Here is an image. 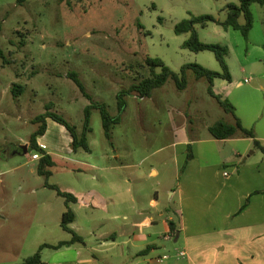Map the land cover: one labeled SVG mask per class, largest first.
<instances>
[{
	"label": "rangeland",
	"instance_id": "obj_1",
	"mask_svg": "<svg viewBox=\"0 0 264 264\" xmlns=\"http://www.w3.org/2000/svg\"><path fill=\"white\" fill-rule=\"evenodd\" d=\"M232 3L239 0H27L22 5L18 0H0V213L11 218L3 231L0 227L2 264H19L42 244H56L69 236L61 227V217L47 211L49 203L54 209L64 199L46 183L75 193L84 186H107L108 176L115 172L110 185L123 184V177L130 173L133 194L145 193V198L137 197L142 207L155 192L157 179L147 180L151 165L161 171L159 180L175 175V126L208 135L207 126L220 120L234 123L233 115L209 93V82L197 79L192 71L184 90L170 79L149 98L128 92L151 76L147 58H159L176 72L187 64L221 71L213 52L184 48L190 34L175 32L176 25L192 15L214 16L217 22L196 26L198 37L229 51L232 80L216 79L215 94L233 103L236 115L246 123L264 109V4L251 6L252 28L244 35L219 23L227 19L226 7ZM239 23L245 24L244 16ZM69 74L79 78L86 96ZM16 86L21 87L19 94L13 93ZM223 86L232 89L229 96ZM121 91H126L122 114ZM91 104L106 106L111 116L121 115L111 139L104 133L96 107L90 109L89 152H74L67 129L47 118L46 132L37 141L46 144L55 165L50 177L39 175L40 159L33 161L31 156L41 153L30 146L31 136L40 127L36 118L50 108L82 133L85 110ZM257 121L262 134L264 119ZM87 162L115 170H99L105 177L93 179L97 170L83 165ZM164 195L161 192L163 199ZM76 211L81 233L90 239L92 228L83 217L84 209L76 207ZM112 227L107 224V229Z\"/></svg>",
	"mask_w": 264,
	"mask_h": 264
},
{
	"label": "crops",
	"instance_id": "obj_2",
	"mask_svg": "<svg viewBox=\"0 0 264 264\" xmlns=\"http://www.w3.org/2000/svg\"><path fill=\"white\" fill-rule=\"evenodd\" d=\"M222 88L226 96L232 92L228 86ZM208 112L206 109L205 114ZM239 118L264 146V129L262 134L257 131L264 109L255 112L249 123L240 114ZM174 137L172 145L178 155L175 175L159 180L161 171L150 166L147 180L157 182L153 200L146 205L138 206L137 197L145 198V193L133 194L130 173L127 179L123 177V184L110 185L115 172L108 176L105 187L69 191L78 198L70 205L75 213L71 228L84 243L46 248L42 260L46 264H264V153L252 138L240 134L216 139L210 130L208 135L198 129L191 134L182 125L175 126ZM188 145L193 158L184 167ZM251 149L254 151L249 153ZM47 153L53 157L52 152ZM83 165L97 170L98 175L93 176L97 180L105 177L99 170H115L89 162ZM76 207L84 209L83 217L92 228L90 239L81 233ZM46 208L54 210L62 221L65 200L60 207L53 209L49 203ZM10 219L7 213H0L2 231ZM107 224L113 227L107 229ZM68 235L57 243L70 240L72 235ZM182 251L185 255L180 256Z\"/></svg>",
	"mask_w": 264,
	"mask_h": 264
},
{
	"label": "trees",
	"instance_id": "obj_3",
	"mask_svg": "<svg viewBox=\"0 0 264 264\" xmlns=\"http://www.w3.org/2000/svg\"><path fill=\"white\" fill-rule=\"evenodd\" d=\"M27 0H18V4L22 5ZM254 3H258L263 5L264 0H239L238 4L232 3L227 5V19L224 22H219L225 28H233L235 30H240L244 35H247L249 30L252 28V12L251 6ZM244 16L245 24L239 23V18ZM217 22L216 18L212 15H200L194 16L192 15L190 19H186L176 25L175 32L177 34H190L189 38L184 42L183 47L189 49L193 52H203V51H211L215 54V57L221 67V71H213L207 69L199 64H187L184 65L180 72H176L172 70L170 67L166 66L164 62L159 58H147L146 65L150 68L151 76L141 80L140 83L135 84L130 87L128 92L138 93L141 98H149L152 95V92L164 86L170 79L174 80L178 89L184 90L187 87V74L189 71H192L197 79L205 78L209 82V93L217 99V102L223 108V110L227 113H230L234 117V123H229L223 120L216 122L213 126L209 128L212 136L216 139H227L233 137L237 134H240L244 137L252 138L254 140V145L256 148L260 149L264 153V146L261 144L259 140L256 139L255 133L253 129H248L244 127L241 119L236 115V107L229 100H225L221 98L219 95L215 94L213 87L214 81L216 79H224L226 81L231 82L232 76L229 70V66L227 63L228 56V48L221 44H206L200 41L196 26L206 27L209 23ZM161 68L160 73H156V68ZM70 78L76 83V85L80 88V90L86 96L84 91V87L82 82L75 74H69ZM21 92V87L16 86L13 89L14 94H19ZM126 91H121L119 95V111L122 114L125 110L126 103L124 100V96ZM16 96V95H15ZM92 107H96L100 109L102 116V123L104 128V133L106 137L110 140L112 129L115 125L120 123L121 115L119 116H111L108 112L106 106L91 104L85 110V128L82 133L77 131V128L70 123H68L63 117L57 115L55 113L50 112V108L48 110L38 116L36 118L37 123L40 124L39 129L31 136L30 138V146L32 149L39 151L41 153V159L39 160L38 173L41 176H45L46 178L51 175V168L55 165V160L53 157L48 154L46 151L40 149L38 146L37 138L39 136H43L46 132V119L51 118L55 122L64 126L70 134L71 137V147L74 152H77L79 149H83L86 152H89V146L87 142V133L89 132V117H90V109ZM193 158L192 146L188 145L187 149V158L184 164L189 163V161ZM46 186L55 190L56 193L64 198L66 211L63 213L61 227L64 231L70 233L72 235L70 240L61 241L57 244H42L37 252L34 255H31L24 259L23 262L19 264H46L42 260V251L46 248L51 249H59L67 245H71L77 242L84 243L83 238L76 233L72 228L71 224L75 220V213L70 207L72 203H77L78 198L71 192L63 190L62 188L56 185H50L46 183Z\"/></svg>",
	"mask_w": 264,
	"mask_h": 264
},
{
	"label": "built area",
	"instance_id": "obj_4",
	"mask_svg": "<svg viewBox=\"0 0 264 264\" xmlns=\"http://www.w3.org/2000/svg\"><path fill=\"white\" fill-rule=\"evenodd\" d=\"M245 82H249V80H245ZM38 146L40 147V149H42V150H46V145H44V144H42V143H38ZM41 155H39L38 153H34L32 156H31V159L33 160V161H35V160H39V159H41ZM224 175L225 176H229V173L228 172H225L224 173ZM183 255H185V252H180V256H183ZM164 258H167V256H164Z\"/></svg>",
	"mask_w": 264,
	"mask_h": 264
}]
</instances>
